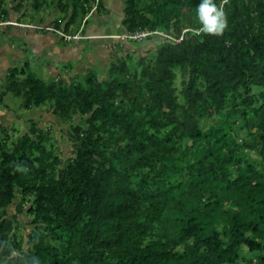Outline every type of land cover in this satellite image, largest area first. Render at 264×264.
<instances>
[{
    "label": "trees",
    "instance_id": "1",
    "mask_svg": "<svg viewBox=\"0 0 264 264\" xmlns=\"http://www.w3.org/2000/svg\"><path fill=\"white\" fill-rule=\"evenodd\" d=\"M23 1L0 0L1 21ZM56 1L67 30L104 7ZM200 3L125 0L128 31L183 38L153 36L103 79L10 70L22 104L49 101L55 121L17 138L0 125V264H264V0H213L221 34L200 31Z\"/></svg>",
    "mask_w": 264,
    "mask_h": 264
},
{
    "label": "crops",
    "instance_id": "2",
    "mask_svg": "<svg viewBox=\"0 0 264 264\" xmlns=\"http://www.w3.org/2000/svg\"><path fill=\"white\" fill-rule=\"evenodd\" d=\"M103 1L104 7L100 11L96 10L97 6L93 7L84 16L79 28L75 25L70 30L64 29L65 22L58 27L53 24L55 18L52 16H48L50 18L47 17L45 23L42 20H36L35 16L30 17L29 13L27 14L29 17L25 18L21 13H24L26 9L28 10L27 7L26 9L25 7L22 8L20 13L10 12L9 20L15 19L18 23L21 22L19 25L0 24V93H6L4 101H0V125L12 123L3 120L2 115L4 113H17L15 109L10 108L16 107L12 104L13 96L16 94L6 83L9 80L10 70L18 64L16 60L23 61L21 63L22 69H24L22 78L34 75L33 72H30V65H32L30 60L35 61L37 59V61H43L50 69L53 81L61 79L71 81L79 79L80 75L86 76V74L92 73L95 66L101 68L102 64L112 65L122 57L121 54L124 52L126 55L133 51L138 54L137 56H146L155 50L159 43L158 38L154 39L151 36L152 38L148 37L141 42H134L122 37V35L130 32L123 23L125 0ZM12 5L10 4L9 8ZM41 9L43 8L40 7L37 11L40 13ZM43 11L47 13L45 9ZM62 14V10H60V15ZM61 32L73 34L79 32L81 37L67 40ZM116 34L121 36H114ZM99 72V78H105L107 72ZM34 76L45 81L36 75ZM42 112L52 113V110L43 109L38 112L36 114L37 120L41 118L43 121L45 120L44 116L41 117L40 113ZM29 119L30 117L27 120ZM26 123L28 125L29 122Z\"/></svg>",
    "mask_w": 264,
    "mask_h": 264
},
{
    "label": "rangeland",
    "instance_id": "3",
    "mask_svg": "<svg viewBox=\"0 0 264 264\" xmlns=\"http://www.w3.org/2000/svg\"><path fill=\"white\" fill-rule=\"evenodd\" d=\"M26 1V2H25ZM25 1H23V5L21 6V9H20V11L22 10V8H24L25 7V9H26V7L27 8H29L28 10L26 9L25 10V12L24 13H21L22 15H24V14H26L24 17L25 18H27V17H33V16H35V18H36V20H42V22L43 23H45V22H47V19L48 18H50V17H48V16H52V17H54L55 19L56 18H58L59 16H61L60 15V10L61 9H59L58 7H57V1L56 0H48V2H43V3H41L40 5H39V7H38V9L40 8V7H42L43 9H45L46 10V12L47 13H44V11H43V9H41V11H40V13L37 11V8H36V5H37V1L36 0H25ZM41 1V0H40ZM39 1V2H40ZM8 2V3H7ZM7 2L5 3L6 4V6L7 7H9L10 6V4H17V2H13V0H7ZM49 3V4H48ZM4 4V5H5ZM29 13V14H28ZM29 16H28V15ZM48 17V18H47ZM29 20H30V18H29ZM7 21H11L12 22V24L13 25H19V23H21V22H19L18 23V21H16L15 19H13V20H9V18H8V20ZM5 22V21H4ZM3 23V21L1 22V18H0V24H2ZM5 24V23H4ZM118 35H120V34H118ZM114 36H117V34L116 35H114ZM153 37V36H152ZM151 37V38H152ZM150 38V37H149ZM156 38H158V37H154V39H156ZM161 39V38H160ZM159 38H158V40H159V42L161 41ZM7 40V39H6ZM9 41V40H8ZM20 42V41H19ZM9 44H10V42H9ZM126 52H124V53H122L121 54V58H120V60H128L127 61V63L129 64V65H133V63H136L140 58H139V56H137L138 54H136V52H131L129 55H126L125 54ZM151 56H153V54L151 55ZM150 56V57H151ZM119 60V59H118ZM34 60H30V62H32L31 64L32 65H30V72H33L34 73V75H36L37 77H39V78H42V79H44L45 81H47V82H52L53 81V77H52V74H51V71H50V69L47 67V65L43 62V61H37V59L33 62ZM40 62H42V63H40ZM116 62V61H115ZM16 63H18L17 65H16V67H18V68H22L23 66H21V63H23V61H20V60H16ZM101 63V62H100ZM111 67V65H103L102 64V67L101 68H99V66H95L94 68H93V72L92 73H95L96 75H98L99 76V74H100V72L99 71H102V72H108L109 71V68ZM131 68H133V66H130ZM29 69V68H28ZM86 75H89V74H86ZM85 76H82V75H80V78H84ZM80 80H82V79H80ZM181 79H180V77L177 79V85L178 86H180V81ZM0 83H1V81H0ZM8 85L7 86H13L12 85V80L10 81V80H8L7 82H6ZM6 83H4V85H6ZM1 85V84H0ZM2 85H3V82H2ZM1 91V90H0ZM23 100H22V98L21 97H19V96H17V95H15V96H13V99H12V104L13 105H15L16 107L14 108V107H10L11 109H15L16 110V114L15 113H10V112H6V113H4L2 116L4 117L3 118V120L4 121H9L11 124L9 125V127L12 129V128H15V132H16V134L14 135V138H17L18 136H17V131H19V133H18V135L20 134V132H21V130H25L24 129V127L26 126V122L28 121L27 119H28V117H30V119L31 118H37L38 119V117H37V113L38 112H40V111H42L43 109L45 110H50V105H51V103L49 102V101H47V102H45V103H43L41 106H38V107H34V108H26L23 104ZM10 108H8V109H10ZM41 114V117H45V120H44V123L45 124H52L51 122L52 121H55V117L52 115V113H50V112H42V113H40ZM41 120H42V118H41ZM36 121V120H35ZM29 122V121H28ZM42 122V121H41ZM208 123H209V121H207ZM205 124H207V123H205ZM28 127V126H27ZM26 127V128H27ZM56 128H57V130H55V131H52V133L54 134V136H55V140H57V142H60V143H62V145H63V148H64V151H65V154H68V152H69V144H67V142L66 141H63V137H62V134H61V131H62V129H61V127L60 126H58V125H56ZM28 129V128H27ZM26 129V130H27ZM24 216V215H23ZM25 218V217H24ZM31 228V226L30 225H28L27 223H25V226H23V227H21V231H22V233L23 234H25V236L27 237V234H28V232H29V229Z\"/></svg>",
    "mask_w": 264,
    "mask_h": 264
},
{
    "label": "clouds",
    "instance_id": "4",
    "mask_svg": "<svg viewBox=\"0 0 264 264\" xmlns=\"http://www.w3.org/2000/svg\"><path fill=\"white\" fill-rule=\"evenodd\" d=\"M198 16L203 25L200 29L201 32L221 34L226 27L223 5L218 9L213 0H202L198 6Z\"/></svg>",
    "mask_w": 264,
    "mask_h": 264
},
{
    "label": "built area",
    "instance_id": "5",
    "mask_svg": "<svg viewBox=\"0 0 264 264\" xmlns=\"http://www.w3.org/2000/svg\"><path fill=\"white\" fill-rule=\"evenodd\" d=\"M3 23L12 24L11 21H5ZM61 34L67 40L79 39L81 37L79 32L74 33V34L61 32ZM156 35L161 36L163 38L175 39L176 41H180L183 38L182 35L178 38V37L174 36L173 34H170L166 31H163L160 29H148V28H144V29L141 28V29H137L134 31L127 32L125 35H122V37H126L130 40H133V41H142L148 37L156 36ZM117 36H121V35H117Z\"/></svg>",
    "mask_w": 264,
    "mask_h": 264
}]
</instances>
